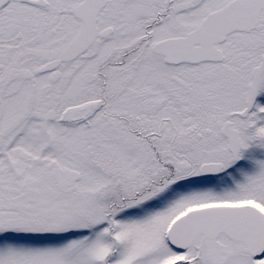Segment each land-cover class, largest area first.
I'll list each match as a JSON object with an SVG mask.
<instances>
[{
  "label": "snow or ice",
  "instance_id": "snow-or-ice-1",
  "mask_svg": "<svg viewBox=\"0 0 264 264\" xmlns=\"http://www.w3.org/2000/svg\"><path fill=\"white\" fill-rule=\"evenodd\" d=\"M264 0H0V264H264Z\"/></svg>",
  "mask_w": 264,
  "mask_h": 264
},
{
  "label": "rangeland",
  "instance_id": "rangeland-1",
  "mask_svg": "<svg viewBox=\"0 0 264 264\" xmlns=\"http://www.w3.org/2000/svg\"><path fill=\"white\" fill-rule=\"evenodd\" d=\"M257 158L264 159V154L258 153L255 154Z\"/></svg>",
  "mask_w": 264,
  "mask_h": 264
},
{
  "label": "flooded vegetation",
  "instance_id": "flooded-vegetation-1",
  "mask_svg": "<svg viewBox=\"0 0 264 264\" xmlns=\"http://www.w3.org/2000/svg\"><path fill=\"white\" fill-rule=\"evenodd\" d=\"M256 154H258V153H256Z\"/></svg>",
  "mask_w": 264,
  "mask_h": 264
}]
</instances>
